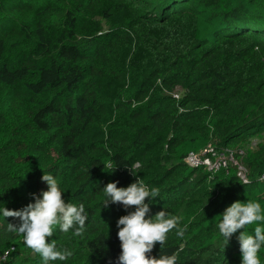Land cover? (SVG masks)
<instances>
[{"label":"trees","instance_id":"16d2710c","mask_svg":"<svg viewBox=\"0 0 264 264\" xmlns=\"http://www.w3.org/2000/svg\"><path fill=\"white\" fill-rule=\"evenodd\" d=\"M186 142L248 146L249 181L195 173ZM45 172L87 215L81 236L55 227L48 241L73 255L48 264H118L135 206L104 207L102 189L138 178L160 190L147 217L187 225L164 245L177 264H241L240 233L264 222L228 243L217 225L238 200L264 210V0H0V209L35 202ZM9 222L0 212L3 264H44Z\"/></svg>","mask_w":264,"mask_h":264},{"label":"clouds","instance_id":"9594fccd","mask_svg":"<svg viewBox=\"0 0 264 264\" xmlns=\"http://www.w3.org/2000/svg\"><path fill=\"white\" fill-rule=\"evenodd\" d=\"M132 169L134 171L133 167ZM41 179L47 182L49 187L43 190L41 195L32 194L35 196V202L20 210L4 207L0 212L6 218H18L17 223L9 222L7 230L21 234L27 247L40 254L44 264L57 259L65 261L73 253L70 250H57L55 240L49 242L48 238L53 236L56 226L63 232L74 229L73 234L81 236L87 220L85 205L66 202L58 180L52 174L45 172ZM118 183L109 182L102 189L107 197L104 207L110 203L122 204L126 209L135 206L134 211L121 216L117 222L122 248L118 264H177L178 253L168 254L163 250L171 230L176 229L178 237L184 236L187 225L179 227L182 217L167 213L165 209L154 217H147L150 206L145 202L146 198L155 199L159 196V188H149L141 178L127 187H118ZM221 216L222 220L217 226L227 243L237 230L245 229L246 225L256 222H264L261 204L250 199L232 203ZM239 241L241 264H261L259 252L264 246V225L257 224L254 235L242 231ZM157 243L161 245L162 254L159 258L149 256Z\"/></svg>","mask_w":264,"mask_h":264},{"label":"built area","instance_id":"2783aa9c","mask_svg":"<svg viewBox=\"0 0 264 264\" xmlns=\"http://www.w3.org/2000/svg\"><path fill=\"white\" fill-rule=\"evenodd\" d=\"M214 149H210V150H203L200 152H195V151H191L189 152L186 156H185V161L186 163L189 164V166L193 167V168H197L200 167V165L202 164H208L210 165L212 168H216L219 166H228L229 164H231L232 166H237L239 167V171L238 174L240 175V177L248 182L249 181V172H248V168L246 167V165L242 162V158L244 156V150L243 149H239L237 152L231 148L229 149H216L215 147H213ZM236 149V150H237ZM229 151L227 156H223L221 157L220 154H222L221 152L223 151ZM219 154V156L217 157V155ZM242 173V174H241ZM262 178L264 179V172L262 174ZM8 254V253H7ZM7 254L5 256H3L1 259H5Z\"/></svg>","mask_w":264,"mask_h":264},{"label":"rangeland","instance_id":"374dc122","mask_svg":"<svg viewBox=\"0 0 264 264\" xmlns=\"http://www.w3.org/2000/svg\"><path fill=\"white\" fill-rule=\"evenodd\" d=\"M247 145H251V146H255L256 143L259 141V138L255 137V136H251V137H248L247 139H245ZM245 143V144H246ZM214 146L211 145L210 143H206V144H202L201 142H186L185 145L182 146V148L184 149L183 152H185V154L187 155L189 152L191 151H195V152H200V151H203V150H210V149H214L213 148ZM247 147L246 145H243L242 149L244 150H247ZM238 147H232L231 149L235 150L237 149ZM217 149V148H216ZM228 152L229 151H223L221 152L222 154H220L221 157L223 156H227L228 155ZM185 155V156H186ZM219 156V154L217 155V157ZM185 158V157H184ZM243 163L244 162V157L241 159ZM188 164V163H187ZM189 165V164H188ZM231 164H229L228 166H219L216 168H212L210 165L208 164H202L200 165V167L196 168V172L195 173H199V172H205V171H209L211 174H215L217 172L220 171L221 168L225 167V168H229ZM234 167V166H233ZM236 169V172H238L240 169L237 166L234 167ZM242 174V173H241ZM239 177L240 175L237 174ZM241 178V177H240ZM242 179V178H241ZM242 181L244 182V180L242 179ZM264 211V210H263ZM259 258H260V261H261V264H264V246L261 247L260 249V252H259ZM6 260H3V259H0V264H3V262H5Z\"/></svg>","mask_w":264,"mask_h":264}]
</instances>
